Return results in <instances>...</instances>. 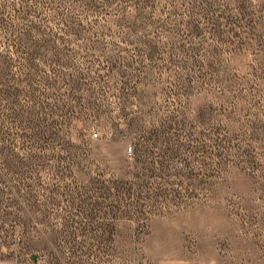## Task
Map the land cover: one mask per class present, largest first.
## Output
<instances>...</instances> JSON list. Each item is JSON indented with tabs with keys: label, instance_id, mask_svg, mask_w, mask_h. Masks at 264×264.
I'll use <instances>...</instances> for the list:
<instances>
[{
	"label": "rangeland",
	"instance_id": "rangeland-1",
	"mask_svg": "<svg viewBox=\"0 0 264 264\" xmlns=\"http://www.w3.org/2000/svg\"><path fill=\"white\" fill-rule=\"evenodd\" d=\"M0 264H264V0H0Z\"/></svg>",
	"mask_w": 264,
	"mask_h": 264
},
{
	"label": "built area",
	"instance_id": "built-area-1",
	"mask_svg": "<svg viewBox=\"0 0 264 264\" xmlns=\"http://www.w3.org/2000/svg\"><path fill=\"white\" fill-rule=\"evenodd\" d=\"M128 149L130 150L131 149V146H129Z\"/></svg>",
	"mask_w": 264,
	"mask_h": 264
}]
</instances>
